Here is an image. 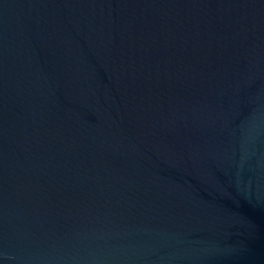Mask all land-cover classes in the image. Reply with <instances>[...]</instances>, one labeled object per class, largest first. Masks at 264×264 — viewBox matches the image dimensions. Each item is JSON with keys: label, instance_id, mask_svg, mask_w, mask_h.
I'll list each match as a JSON object with an SVG mask.
<instances>
[{"label": "water", "instance_id": "obj_1", "mask_svg": "<svg viewBox=\"0 0 264 264\" xmlns=\"http://www.w3.org/2000/svg\"><path fill=\"white\" fill-rule=\"evenodd\" d=\"M0 264H264V0H0Z\"/></svg>", "mask_w": 264, "mask_h": 264}]
</instances>
